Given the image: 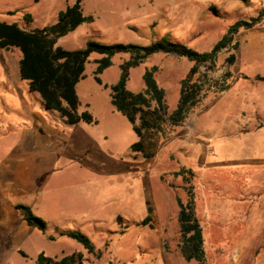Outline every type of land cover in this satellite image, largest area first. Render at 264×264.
<instances>
[{"label":"rangeland","instance_id":"obj_1","mask_svg":"<svg viewBox=\"0 0 264 264\" xmlns=\"http://www.w3.org/2000/svg\"><path fill=\"white\" fill-rule=\"evenodd\" d=\"M75 1L0 0V21L41 29L55 24ZM82 7L94 22L57 46L79 50L89 41L147 46L168 36L205 52L230 25L264 10V0H84ZM235 43L213 69H201V76H208L201 77L206 88L226 80L229 89L208 91L182 126L162 125L149 134L150 158L132 150L139 137L111 103L110 87L129 55L112 59L100 76L102 85L95 81L100 56L90 57L76 89L79 112H89L95 122L72 125L47 109L19 77L20 51L0 48V264H37L42 252L55 259L81 253L83 264H197L186 258L180 235L178 199L187 202L189 186L175 175L181 169L195 174L207 263L264 264V168L256 142L264 131L256 111L264 105V81L257 79L264 77V21L241 30ZM155 66L173 111L193 63L154 55L130 70L128 89L142 91L145 71ZM18 204L47 222L45 233L27 225ZM149 206L151 226L138 225ZM59 232L83 233L98 255ZM50 235L56 240L49 241Z\"/></svg>","mask_w":264,"mask_h":264},{"label":"trees","instance_id":"obj_2","mask_svg":"<svg viewBox=\"0 0 264 264\" xmlns=\"http://www.w3.org/2000/svg\"><path fill=\"white\" fill-rule=\"evenodd\" d=\"M68 2V0H66ZM84 0H76L73 5H67L58 14V21L48 27L27 31L17 23L0 21V48L4 50H19V73L23 81L28 83L29 89L37 93L45 107L57 112L69 124L80 122L94 123L89 112H79L81 105L77 94V85L84 78L86 65L92 55L100 56L95 61V81L102 85L100 76L112 66V59L116 55H129V59L121 65V75L117 83L110 87L111 103L116 110L124 114L139 137V141L132 145V150L142 153L145 158L152 154L146 151L147 136L159 132L162 125L170 127L182 126L188 116L200 105L208 91L216 94L229 89L226 80L216 82L215 86L206 88L201 76V69L211 70L216 64L218 56L226 49L238 47L235 39L241 30H250L264 21V10L249 20H238L230 25L223 37L211 50L200 52L181 43L171 41L164 36L159 41L143 46L138 44H102L89 41L85 48L67 50L57 46L58 41L77 30L84 24L94 22L93 16H87L83 11ZM24 19L31 22L32 16L26 14ZM163 54L176 58H183L193 63L188 75L182 80L178 104L173 111H169L165 100V91L159 87L156 80L158 67L147 69L143 75L145 88L140 92L128 89L130 70L143 65L154 55ZM235 56L232 55L229 63L233 64ZM203 77V78H201ZM257 79L264 81V77ZM108 86H106L107 88ZM182 176L188 183V200L183 203L178 199L180 235L183 242V251L188 260H195L197 264H208L204 249V230L196 211V200L192 180L195 174L192 170L181 169L175 174ZM16 209L23 214L28 226L45 233L47 222L37 216L32 208L25 204L16 205ZM148 216L138 225L151 226L153 221V208L149 206ZM121 224L122 218L118 217ZM59 237H66L80 243L88 253L98 255L94 243L81 232H59ZM56 236L47 237L55 241ZM83 255L74 253L55 259L44 252L37 257V264H83Z\"/></svg>","mask_w":264,"mask_h":264},{"label":"crops","instance_id":"obj_3","mask_svg":"<svg viewBox=\"0 0 264 264\" xmlns=\"http://www.w3.org/2000/svg\"><path fill=\"white\" fill-rule=\"evenodd\" d=\"M19 75H20V73H19ZM256 111L259 113L261 118L264 119V105H262L261 107H258V109ZM260 134H261V136L258 137V139L256 140V142L258 143V145L260 147L259 150H258V155L259 156H258L257 160H259L261 162V167L264 168V148L262 147V146H264V131L261 132Z\"/></svg>","mask_w":264,"mask_h":264}]
</instances>
